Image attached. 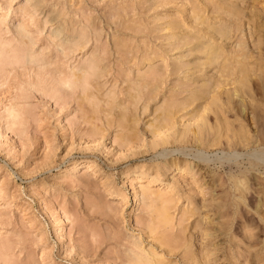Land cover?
I'll list each match as a JSON object with an SVG mask.
<instances>
[{"label":"rangeland","instance_id":"374dc122","mask_svg":"<svg viewBox=\"0 0 264 264\" xmlns=\"http://www.w3.org/2000/svg\"><path fill=\"white\" fill-rule=\"evenodd\" d=\"M184 1L0 0V114L26 123L0 128V264H128L134 240L158 264H264V167L230 156L251 150L235 132L264 142V0ZM195 3L224 8L209 15L244 30L251 55V97L224 114L183 104L196 79H181L192 61L171 49ZM142 188L169 201V226L147 228L157 212Z\"/></svg>","mask_w":264,"mask_h":264},{"label":"bare ground","instance_id":"6f19581e","mask_svg":"<svg viewBox=\"0 0 264 264\" xmlns=\"http://www.w3.org/2000/svg\"><path fill=\"white\" fill-rule=\"evenodd\" d=\"M186 1H184V2L187 3V5H188V2H191V0H189V1L186 0ZM208 1L210 3V0H208ZM194 2H196V1L193 0V3ZM196 3H195V5L193 4V7L191 9L192 11H190V16H189V18L191 19V26L192 27L191 28H188V26L184 27L183 24L176 26V27L180 28L182 32L178 36L179 45H177L171 49L172 51L177 52V54H175L176 56L174 57L175 61L173 59L172 60L170 59V60L174 61V63L177 60H182V59H186V60H188V62L192 61L191 67H181L180 69L177 70L179 72V74L182 75L181 79H186L189 76H194L193 77L194 80L196 79L195 80V83H196L195 88L190 92L189 95H187V98L183 104H187V105L190 104V107H191L193 102L203 101L199 105L196 103L198 110H200L198 112H202L205 114L213 107L216 110V112H222L224 114V112H225L224 111V104L225 103H229L231 101V103L233 102V103L237 104L240 101L244 102V98H242V97H245V96L251 97L250 92H248L250 90V88L248 86V84L250 83V76H251L250 74H251V72H253V69L251 68L250 61H249V59L251 58V55H248L247 53L243 52L242 42L238 38V35H237V32H241L243 34L244 30H242L237 25L232 23L229 19L227 20V19H224L221 17H215V16L213 17V16L209 15V14L222 15L223 12L219 11V10H221V9L224 10V8H215L216 6L214 7V5H213V7L215 9H213V7H212L211 11L209 12V10L206 7H202V5H200L201 2L199 4H196ZM204 4H205V2H204ZM211 4L212 3H210V5ZM221 12H222V14H221ZM230 14L232 15L231 12H230ZM230 18H232V16ZM173 26H174V24H172L170 27L173 28ZM245 28H243V29H245ZM176 44H178V43H176ZM120 45H121V43H120ZM151 67L153 68V66H151ZM148 69H147V72L150 70V69L149 70ZM150 71H152V69ZM177 71H174V73H177ZM142 75H144V74H142ZM145 76L146 75H144V77ZM146 77L148 78V76H146ZM152 78H154V77H152ZM139 82H140V80H139ZM139 82L137 84H139ZM189 83H191V82H189ZM224 84L225 85H227V84L232 85V89H231V92L227 90L228 97L223 100V96L218 91V88H220ZM191 85H192V83H191ZM193 85H194V81H193ZM158 86H159V84H158ZM137 87H139V86H137ZM155 87H157V86L155 85ZM188 88H191V86L190 87L188 86ZM137 89H138V93H137V90H135L134 95H131L134 103L136 100L139 101L138 99H139L140 93H139V88H137ZM152 90L154 93L155 90L153 89V87L151 88V91ZM188 91H189V89H188ZM131 92H132V90H131ZM150 92H149V94H150ZM129 95H130V91H129ZM155 98H156V95H155L154 99ZM168 99H169V97H168ZM146 102H147V100H146ZM176 102H177V100H176ZM188 102H191V103H188ZM136 103H138V102H136ZM144 104L146 105V103H144ZM144 104H142V105H144ZM162 104H163V106H159L160 107L159 109L161 110V112H159V113H161V115H162L160 120L162 119V121L164 123V127H165L169 123V121L171 120V115H172V110H173L172 107L174 105L170 106V105H168V103H164V102ZM241 108H242V106H241ZM126 109L124 108V111ZM157 111H155V112L157 113ZM11 114L16 116L17 113L12 112ZM174 114H177V113H175V110H174ZM174 114H173V119L175 116ZM198 114H200V113H198ZM160 116H158L157 118H159ZM131 117L132 116L126 114V112H122L119 114V119H120L121 123H126L129 120L132 121ZM134 120L136 121V119H134ZM135 121H133V122H135ZM165 122H168V123H166V125H165ZM160 124H162V122ZM168 125H170V124H168ZM160 127L162 128L163 126H160ZM154 128L158 129V126H155ZM130 131L131 130H129V132ZM257 133L255 134V136H251V138H252V140H251L250 137H248L249 135L248 136L243 135L241 137V135H239V132L238 133L235 132L233 134V140H232L233 146H235L237 144H243L247 149L251 148V150H249V151L245 150V152L242 154L238 152L239 150L238 151L234 150V152H232L230 156L231 157L233 156L236 159V157H238V156H240L242 158V155H243V157L245 156V158L249 160L250 166L252 168L264 167V142L262 141L260 133L259 134H257ZM163 154H166V153H163ZM192 156H193V154H192ZM195 156H197L198 159H200V158L204 159V157H205V160L208 159L206 157L207 155L203 154L200 150H198V152L195 154ZM233 157H232V159L234 160ZM240 157H238V158H240ZM210 160L208 159V161H210ZM88 162H89L88 160L87 161L83 160V161H79V162L76 161L75 163L72 164V166L69 168V170L76 172L80 168H82L85 165V163L87 164ZM93 162H95V161H93ZM236 184H241L243 186L241 179H236ZM142 190H143L142 191L143 192V201L147 205V207H150L148 210L151 211L153 209L152 211L157 212V219H152V221L150 219V221L148 222V223H150V225L147 223L149 225V227H147V228H150L151 230L155 231V229H158L160 225H163L164 227L166 225L169 226V224H171L170 221L172 220V218H170V214L168 213V209H167V205H166V203H168L169 201L166 199V197L164 195H162V193L159 194L160 191H150V190L146 191V188H142ZM145 191L147 193H145ZM156 212H155V215H156ZM155 220H156V222H155ZM263 220H264V217H263ZM157 226H158V228H156ZM160 227L162 228V226H160ZM194 231H195V229H194ZM166 235L168 236V233H166ZM193 242L194 241L192 240V243ZM172 243H174V242H172ZM255 245L256 244H253L252 246H255ZM190 246H191V244H190ZM190 246H187V249L190 248ZM193 247H194V245H193ZM192 249L193 248H191V250ZM130 251L132 253V256L128 254L127 258H129V256H131V257L129 260L126 259V262L129 261L128 264L130 262H131L130 264H158V263H163L162 262L163 258L161 257L160 254L156 253L157 251L155 252L151 249V251L149 250V252H145L143 250V248L140 247V243L138 241L136 242V240H134V242L132 243V247L130 248ZM197 252H198V250H197ZM192 255H194V254H192ZM254 256L257 260L261 259L259 251L255 252ZM195 259H196V257H195ZM195 259H193V261Z\"/></svg>","mask_w":264,"mask_h":264},{"label":"clouds","instance_id":"9594fccd","mask_svg":"<svg viewBox=\"0 0 264 264\" xmlns=\"http://www.w3.org/2000/svg\"><path fill=\"white\" fill-rule=\"evenodd\" d=\"M26 127V123H22L20 118L10 114H0V128L9 131H22Z\"/></svg>","mask_w":264,"mask_h":264}]
</instances>
